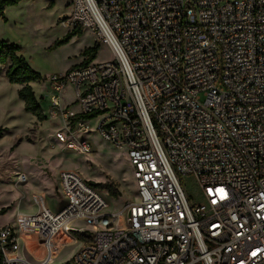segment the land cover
Instances as JSON below:
<instances>
[{"label": "built area", "instance_id": "2783aa9c", "mask_svg": "<svg viewBox=\"0 0 264 264\" xmlns=\"http://www.w3.org/2000/svg\"><path fill=\"white\" fill-rule=\"evenodd\" d=\"M70 6L61 25L88 29L114 58L85 57L49 77L50 114L62 122L55 138L91 153L94 123L126 150L136 192L109 214L100 191L63 170L61 208L36 193L37 211L0 225L2 264H52L56 247L75 242L62 264H264V0ZM182 177L199 187V201ZM77 220L85 225L71 227ZM28 242L44 255L27 252Z\"/></svg>", "mask_w": 264, "mask_h": 264}, {"label": "rangeland", "instance_id": "374dc122", "mask_svg": "<svg viewBox=\"0 0 264 264\" xmlns=\"http://www.w3.org/2000/svg\"><path fill=\"white\" fill-rule=\"evenodd\" d=\"M70 8V0H22L8 6L5 19L0 18V38L20 46V54L43 77L32 85L47 117L38 121L25 111L24 102L18 96L19 85L9 82L5 67L0 65L1 225L16 226L18 212L37 211L38 206L33 200L36 193L45 195L46 203L52 210L61 208L66 200L57 188L60 173L67 169L77 171L101 192L109 203L105 211L109 214L117 213L136 192L133 167L126 150L101 138L94 123H91L93 132L87 135L93 146L91 153H74L55 138L54 134L62 122L50 114L49 77L81 63L85 58L83 51L93 47L97 41L96 36L85 29L82 35H76L66 43H57L70 31L60 23V19L70 13ZM113 58L111 48L102 43L96 61ZM67 99H72L70 93ZM21 175L25 176L24 182L17 183ZM181 181L191 198L199 201L201 192L194 180L182 177ZM113 190L120 193L117 198L110 195ZM84 225L81 220L70 223L73 228ZM20 244L21 255L24 251L23 239ZM25 246L27 252L35 257L44 255L43 249L34 242ZM80 247L81 242L59 245L52 264L68 262Z\"/></svg>", "mask_w": 264, "mask_h": 264}, {"label": "trees", "instance_id": "16d2710c", "mask_svg": "<svg viewBox=\"0 0 264 264\" xmlns=\"http://www.w3.org/2000/svg\"><path fill=\"white\" fill-rule=\"evenodd\" d=\"M20 1L22 0H0V18L5 19V9L8 6L19 3ZM82 33L83 30L81 29L69 31L66 37L57 43H66L72 37L76 35H82ZM99 49L100 44L98 42H96L93 47L86 48L83 51V56L86 57V61L96 59ZM0 65L6 68L5 74L9 82L20 85L18 96L24 102L25 111L35 116L38 121L46 120L47 117L44 114L40 101L35 94L33 86L31 85L33 82L41 81L43 77L39 72L35 71L27 59L22 54H20V46L0 38ZM97 114L98 112H95L84 115L83 117L86 119H91ZM1 132L2 129L0 128V134ZM110 195L117 198L120 193L116 190H113L110 192ZM0 264H2L1 258Z\"/></svg>", "mask_w": 264, "mask_h": 264}, {"label": "bare ground", "instance_id": "6f19581e", "mask_svg": "<svg viewBox=\"0 0 264 264\" xmlns=\"http://www.w3.org/2000/svg\"><path fill=\"white\" fill-rule=\"evenodd\" d=\"M24 179H25V176H19L18 178H17V183H22V182H24ZM52 206V205H51ZM54 206V205H53ZM52 208H54V207H52ZM57 210V209H56Z\"/></svg>", "mask_w": 264, "mask_h": 264}, {"label": "crops", "instance_id": "0c3cea01", "mask_svg": "<svg viewBox=\"0 0 264 264\" xmlns=\"http://www.w3.org/2000/svg\"><path fill=\"white\" fill-rule=\"evenodd\" d=\"M2 39V38H1ZM5 71H6V68H5ZM31 85H32V83H31ZM33 86V85H32ZM19 88H20V85H19ZM33 88H34V86H33ZM34 91H35V89H34ZM35 94H36V92H35ZM59 186H60V184L58 183V188H57V190H58V192L60 193V190H59ZM1 225V224H0Z\"/></svg>", "mask_w": 264, "mask_h": 264}]
</instances>
